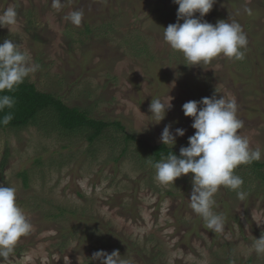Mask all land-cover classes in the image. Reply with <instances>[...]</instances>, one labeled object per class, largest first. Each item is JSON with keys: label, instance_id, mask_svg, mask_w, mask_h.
<instances>
[{"label": "rangeland", "instance_id": "obj_1", "mask_svg": "<svg viewBox=\"0 0 264 264\" xmlns=\"http://www.w3.org/2000/svg\"><path fill=\"white\" fill-rule=\"evenodd\" d=\"M9 6L18 23L0 27V43L12 39L40 65L25 81L123 127L92 143L50 124L0 131V185L16 188L33 225L13 264H101L93 259L100 250H118L130 264H264L251 248L264 233L263 176L250 165L236 169L247 197L219 189L214 211L225 226L214 233L190 207L193 174L159 184L145 162L155 159L153 150L144 144H163L171 125L174 134L185 131L169 146L180 154L196 131L183 104L223 95L238 104L240 133L264 154V0H216L203 19L239 22L245 57L195 66L163 39L164 28L178 22L174 0H63L59 10L52 0H0V14ZM76 9L84 11L80 26L65 19ZM153 98L171 102L159 123L149 112ZM128 135L134 140L126 142Z\"/></svg>", "mask_w": 264, "mask_h": 264}, {"label": "clouds", "instance_id": "obj_2", "mask_svg": "<svg viewBox=\"0 0 264 264\" xmlns=\"http://www.w3.org/2000/svg\"><path fill=\"white\" fill-rule=\"evenodd\" d=\"M178 5V22L164 28L163 39L170 48L183 55L188 64H208L221 55L235 60H243L248 38L242 25L230 17L229 21L219 20L215 25L203 18L212 10L216 0H174ZM54 9L63 7V0H52ZM249 14L251 10L245 9ZM199 13V18L196 14ZM18 11L7 7L0 14V27L11 28L18 23ZM72 25L80 26L84 20L83 9L71 11L66 17ZM183 21L180 23L179 21ZM40 69L32 61L30 53L12 39L0 43V126H7L14 119L11 111L16 100L12 95L26 78ZM170 103L161 98H153L149 112L158 123L165 119ZM182 110L186 117L193 118L195 134L189 137L187 147L180 148L179 156L169 152L159 160L145 159L155 170L154 179L161 185L175 184V181L189 174L192 176L191 209L203 219L204 226L214 233H221L225 217L214 211L215 195L221 187L236 192L243 201L247 193L243 190L244 180L236 174L241 165H250L264 158L259 148H251L249 140L240 130L244 122L238 117L235 99L223 95L200 101H188ZM185 131L177 128L175 134L171 125L164 127L160 142L165 146H175L176 137H183ZM33 225L17 202V190L12 186L0 185V264H13V256L18 243L28 236ZM251 248L257 255L264 254V233L255 239ZM118 250L110 254L100 250L93 253V259L101 264H130ZM234 264V261L230 262Z\"/></svg>", "mask_w": 264, "mask_h": 264}, {"label": "trees", "instance_id": "obj_3", "mask_svg": "<svg viewBox=\"0 0 264 264\" xmlns=\"http://www.w3.org/2000/svg\"><path fill=\"white\" fill-rule=\"evenodd\" d=\"M6 94L12 95L16 100L13 109H5V112L11 111L14 114V119L7 126H0V131L21 130L29 126H38L45 131L47 124H50L52 128H60L65 134L71 132L85 133L89 142L92 143L100 138L107 129H123L119 121L112 123L96 120L79 108L67 106L60 98L39 91L34 83L24 81L14 93ZM130 140H134V137L131 135L125 137L126 142ZM144 144L145 147L153 150L155 160H159L161 156L167 155L169 152L179 156L174 148L164 144L154 146L148 143ZM248 167L263 176L264 179V163L254 162Z\"/></svg>", "mask_w": 264, "mask_h": 264}]
</instances>
